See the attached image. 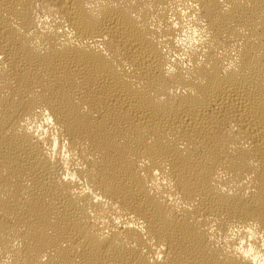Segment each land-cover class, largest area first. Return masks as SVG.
I'll return each mask as SVG.
<instances>
[{
  "label": "bare ground",
  "instance_id": "bare-ground-1",
  "mask_svg": "<svg viewBox=\"0 0 264 264\" xmlns=\"http://www.w3.org/2000/svg\"><path fill=\"white\" fill-rule=\"evenodd\" d=\"M0 264H264V0H0Z\"/></svg>",
  "mask_w": 264,
  "mask_h": 264
}]
</instances>
